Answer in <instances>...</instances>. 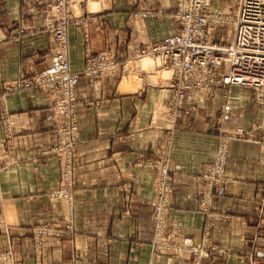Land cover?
<instances>
[{
  "label": "crops",
  "instance_id": "crops-1",
  "mask_svg": "<svg viewBox=\"0 0 264 264\" xmlns=\"http://www.w3.org/2000/svg\"><path fill=\"white\" fill-rule=\"evenodd\" d=\"M107 1L89 24L93 51L110 47L118 58H130L137 48L158 42L177 27L166 14L175 8V0ZM42 3L0 0V252L9 249L14 256L0 264H191L187 257L151 247L155 171L142 161L159 153L167 125L173 132L169 237L184 235L196 242L206 235L229 249L227 257L204 259L201 264H264V120L253 134L230 140L225 167L230 180L214 190L206 215L197 209V199L204 187L201 174L212 161L218 140L213 126L219 119L222 92L204 97L189 113L180 110L167 122L155 112L166 100L167 89L145 85L123 93L115 85L118 74L93 87L85 77L79 78L72 232L33 246L32 225L62 223V208L52 206L47 197L60 169L54 153H48L59 141L57 113L43 91L33 87L9 91L7 85L22 65L32 71L44 66L56 48L50 34L41 30ZM133 9L149 15L131 17ZM17 19L32 30L20 40L7 36ZM220 33L217 29L216 36ZM67 43L70 69L80 71L84 42L79 25L68 27ZM248 93L241 87L227 88L223 122L227 131L246 130L261 121L259 113L243 110L254 105Z\"/></svg>",
  "mask_w": 264,
  "mask_h": 264
},
{
  "label": "built area",
  "instance_id": "built-area-1",
  "mask_svg": "<svg viewBox=\"0 0 264 264\" xmlns=\"http://www.w3.org/2000/svg\"><path fill=\"white\" fill-rule=\"evenodd\" d=\"M175 1V8L166 14L177 21L179 30L168 34L149 49L151 53L159 57L158 67L170 70V87L174 90V97L185 99V105H190L202 97H212L217 88H224L226 93L225 89L235 84L240 86L256 85L264 89V0H230L233 11L227 15L217 8H212L210 6L212 0ZM81 3H83L82 0H49L46 3L41 30L50 34L57 49L49 55L45 68L35 70L30 75L22 73L23 75L20 74L18 78L7 85L9 91L37 87L44 91L54 92L56 96L63 93L68 94L69 99L65 101V108L71 113L75 131L77 127L75 106L78 99H75L74 90L79 77L84 75L99 77V74L110 71L114 64L108 57L110 55L100 57V55L88 54L85 58L86 63H89L87 68L85 67L81 71L70 69L65 49L67 30L70 25L79 24L84 20L79 9ZM223 21L229 22L233 26L232 40L229 44L224 45L214 42L207 31L211 24L218 25ZM31 31L22 21H19L14 35L21 38ZM8 38L14 37L8 36ZM2 39L3 37H0V41ZM95 58L102 59L98 62L99 66H96ZM90 62H94L92 67ZM57 104L60 108H64L62 101ZM185 105L178 107L182 109ZM60 130L61 138L65 139L67 143V137L70 138L72 133L68 134L64 129ZM237 137L240 136L237 135ZM65 149L67 155H71L68 146L60 149L59 152L64 153ZM221 152L220 182L224 180V176L229 179L223 166L227 158L226 147H223ZM68 173L70 176L67 179L65 198L70 197V202L67 203L71 204L73 187L71 165L68 167ZM165 189L170 194V180L169 183H165ZM157 199H159V206L161 199L159 196ZM160 212L162 213V211ZM161 224L160 232L157 228L159 237L156 240L169 247L170 254L181 256L193 251L197 254V260L201 262L203 258L190 238L178 236L170 239V242L166 241L163 238L167 231L165 216H162Z\"/></svg>",
  "mask_w": 264,
  "mask_h": 264
},
{
  "label": "rangeland",
  "instance_id": "rangeland-1",
  "mask_svg": "<svg viewBox=\"0 0 264 264\" xmlns=\"http://www.w3.org/2000/svg\"><path fill=\"white\" fill-rule=\"evenodd\" d=\"M91 1L95 2V6H93L92 9L89 6V2ZM224 1L225 2L221 0H212L210 1V6L212 8L219 9L220 11H222L224 15L230 14L233 11L232 3L230 0H224ZM47 2H49V0H43V3H42L43 6L41 7V11H40L42 15V20H44V17H45L43 11L46 9ZM82 2L83 3H81V8L79 7V9L82 12V15L84 16V20L81 22L83 25L81 23L75 24L81 27L82 38L84 42V65L81 70L89 66V63L88 62L86 63V59H85L87 58L88 54L97 55V56L100 55V57H104L105 55L106 56L110 55L108 57H110V59L114 62L110 71L99 74L100 75L99 77H92L90 75L83 76L89 81L92 87L95 85V83H98L99 81L109 76L118 74L120 78L118 77V79H114L115 85L119 86L123 78H128V84H129L128 90L129 91H135L138 88H141L145 85H154L161 89H167V91H169V94L166 100L164 101V103H161L160 106L156 107L157 109L155 111L157 112V115H161L159 116L160 119L166 120L167 122H170L167 120V118L168 119L174 118L180 110L185 109L183 111H185L186 113H189L190 111H192L193 109H196L199 106V104L204 100V97H202L200 100L193 101L190 105L188 104L185 105V102H186L185 99L181 100L177 97H174V94H175L174 90L171 89L170 87V70L159 68L158 67V65L160 64V61L158 59L159 57L149 51L151 46L159 43L165 36L162 37L156 43L137 48L134 54L130 58L127 57L126 59L118 58L110 47H105L103 50H99V51L91 50V47L89 45V40H90L89 24L95 21V13H97L96 10L101 11L102 8H105L106 3L108 5V1L107 0H82ZM98 9H101V10H98ZM161 12L162 11L159 10V13ZM130 15L131 17H136V16L145 17L149 14L148 12L142 9H133ZM158 15H161V14H158ZM172 19L177 23V21L174 18ZM17 21L18 23L15 24L14 30L19 24V21L21 20L17 19ZM217 29H221L223 33H220V35L216 36ZM14 30H12V33L8 34L7 36H13L14 39L20 40V37L18 38L17 35H14ZM178 30H179V24L177 23V27L171 33L176 32ZM207 31L210 33V37L212 38V40L216 43L224 45V44H229L232 40L233 26L229 22L223 21L222 23L218 25H215L213 23L210 25V28H208ZM56 49H57V46L54 50ZM65 49L66 51H68V43ZM53 51H51L49 55ZM49 55H47V60L44 63V66H42L38 70H41L46 67ZM67 57H68V54H67ZM145 57L149 59L147 60L146 66L142 67L141 61ZM101 60L102 59L95 58L94 62H97L96 66L100 65V63L98 64V62H100ZM94 62H90L91 67ZM140 67L143 68L144 70H142ZM97 70L98 69L96 68V71ZM146 70H150L151 72L150 71L148 72ZM33 72H35V70L34 71L28 70V68L22 65L19 69V73L16 78H18L20 74L30 75V74H33ZM94 75L96 76V73ZM232 86L241 87L245 89L247 92H249L246 96L252 97V99L254 100L253 101L254 105H249L248 107L246 105L244 107L242 106L244 108L243 110L245 111V113L251 112V114L253 113L254 115L256 114L258 115L259 113L260 118L258 117V119L260 120L261 117L262 119L260 122L253 123L249 127V129H246V130L238 129V131H235V132L227 131L225 128H223V122H224V117L227 114V106H228L227 88L228 87L225 89L226 93L224 92V88L215 89L214 95L216 94L217 90H220L222 92L221 94L222 101L219 104L218 109H217V114L219 115V119L216 122V124H214L213 126V131L218 135V140L216 143L213 159L206 166L205 171H203V173L201 174L204 187L201 190L198 196V199H197V209L199 211H202L206 215L210 214L209 207H210L211 197H212L214 190H216L222 185H225L230 180V179L225 178L224 176V180L220 182L221 167L219 165H222V162H221L222 148L226 147V154H227V148H228V144L230 140L237 138V135H239L240 138H242V137L248 136L249 134H253L252 131L255 132L256 130L262 128L261 124H262V121L264 120L263 119L264 118V89L256 85L240 86V85L235 84ZM33 88L38 89L37 87H33ZM41 91H43L51 99L52 107L55 109V112L57 113L56 127L59 133V141L57 145H55L50 151H48V153H54L53 155H55L56 159L59 161V164H60L59 175H58V180L55 183V185H53L50 188L47 197L51 205L61 207L63 210V213L61 214V219H62L61 224H60L61 221L60 222L58 221H52V222L48 221L47 222L46 221V222H40V223H36L32 225L31 230H30L31 243L33 244L35 248H38L46 238H49V237L60 238L61 235L72 232V220L70 219L72 216L71 212H72V207L74 203V195H75V188H76V175L74 172V166H75L74 165V162H75L74 154L80 142L78 116L76 114L77 127L75 131L73 121L71 118V113L65 108V101L69 99L68 94L63 93V94L56 96L54 95L56 94L54 92L44 91V90H41ZM74 93H75L74 95L75 99L77 100L78 97L76 96V89L74 90ZM214 95L212 97H214ZM59 101H62L64 103V108H60L58 106L57 102ZM78 104L79 102H76V106H75L76 112H77ZM184 105L185 107H183L182 109L178 107V106H184ZM166 127L168 128L165 129L166 133H165V137L162 143L163 145L159 149V153L152 158H144L142 162L146 164L147 166H149L150 168L154 169L155 171L154 184H153L154 191H155V198L152 202V209H151V220L153 221V224H154V236H153V240L151 243V247L153 251L162 252L166 255H174V254H170L169 247L164 246L162 243L156 240L159 237L157 233V228H158V232H160V230L162 229L161 227L162 216L163 217L165 216V220L167 221L168 208H169V204L171 201L170 200L171 195L173 192L172 190L173 174L170 169V162H171L170 153H171V146H172L171 135L173 132H172V129L170 128V125H167ZM60 129H64L66 132H68V134L72 133V136L70 138L69 136L67 137V143L65 139L61 138ZM67 146L69 149L68 151H70L72 156L67 155L66 149L64 153L59 152L60 149L67 147ZM226 163H227V158H226L225 163H223L224 169L226 167ZM70 165L72 167V172H73L72 174L73 187H72V199H71L72 206L69 208L67 207V202L70 200V197L68 198L67 196V198H65V192L67 190V189L65 190V188L68 185L67 179L70 176V173H68V167ZM225 174L228 177V174L227 173ZM169 180H170V189H171L170 194L165 189V183L166 182L169 183ZM157 196H159L161 199V204L159 206H158L159 199H157ZM164 205L165 206L168 205V206L163 207ZM160 211H162V213ZM163 226L164 228H166V225L164 223H163ZM180 236L190 238L184 235H180ZM177 237H169V235L167 234V231L165 232V236H163V238L169 242H170V239H174ZM262 239L264 240V237H262ZM190 240L192 241L194 245H196L197 249L199 250V254H201V257L203 258L202 260L212 259L214 257H220V256L227 257L228 255H230L229 249L215 245L211 240L207 238L206 235H204L201 240L196 241V242H194L191 238ZM207 250H209V252H207ZM217 250H221L224 252L219 253ZM174 256H177V255H174ZM180 257L189 258L191 261V264H198L200 262L197 260L196 252H193V251H190V254L188 253L185 255H181ZM13 259H14V256L9 249H5L0 252V262H7ZM201 262L199 264H201Z\"/></svg>",
  "mask_w": 264,
  "mask_h": 264
},
{
  "label": "bare ground",
  "instance_id": "bare-ground-1",
  "mask_svg": "<svg viewBox=\"0 0 264 264\" xmlns=\"http://www.w3.org/2000/svg\"><path fill=\"white\" fill-rule=\"evenodd\" d=\"M90 3V8L92 9V6H95V2L94 1H91V2H89ZM149 58H147V57H145V58H143V60L141 61V65L142 66H145L146 64H147V60H148ZM119 85V84H118ZM128 83H126V79L125 78H123V80L121 81V83H120V85H119V91L120 92H128L129 90H128ZM72 205L70 204V203H67V207H71ZM41 231H43V230H41Z\"/></svg>",
  "mask_w": 264,
  "mask_h": 264
}]
</instances>
